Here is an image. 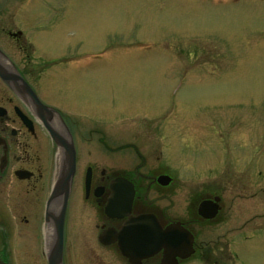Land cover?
<instances>
[{"label": "rangeland", "instance_id": "obj_1", "mask_svg": "<svg viewBox=\"0 0 264 264\" xmlns=\"http://www.w3.org/2000/svg\"><path fill=\"white\" fill-rule=\"evenodd\" d=\"M0 6L5 25L41 39L48 54H65L37 71L45 98L65 108L62 118L77 143L89 127L151 120L176 128L175 166L195 173L213 146L202 138L203 127L218 117L220 138L213 142L223 173L264 179V0H0ZM57 154L47 138L49 186ZM240 189L248 194L243 183ZM242 198L244 208L251 200ZM27 234L10 242L8 223L0 224V251L14 253L8 264H43L42 225ZM256 248L264 254L263 245Z\"/></svg>", "mask_w": 264, "mask_h": 264}, {"label": "flooded vegetation", "instance_id": "obj_2", "mask_svg": "<svg viewBox=\"0 0 264 264\" xmlns=\"http://www.w3.org/2000/svg\"><path fill=\"white\" fill-rule=\"evenodd\" d=\"M0 55L11 65L0 64V224L8 223L10 242L26 241L34 223L42 225V261L50 264L55 220L66 201L57 264H264V254L254 250L264 246V205L254 200L264 202V179L223 173L221 149L213 142L220 138L218 117L203 127L202 138L213 145L209 157L200 159L198 172L182 173L175 166L173 126L147 120L144 126L89 127L81 142L72 138L62 118L65 108L45 98L37 71L41 62L57 61L64 53L48 54L41 39L0 20ZM54 115L68 141L54 126ZM46 124L62 143L53 140ZM47 138L58 152L60 143L75 149L67 200L63 193L51 199L63 176L58 166L49 186L53 175L48 179L42 158ZM242 155L234 157L238 165ZM242 197L251 200L244 208ZM107 206L114 210L109 213ZM1 210H7L3 217ZM13 256L0 251V264Z\"/></svg>", "mask_w": 264, "mask_h": 264}, {"label": "water", "instance_id": "obj_3", "mask_svg": "<svg viewBox=\"0 0 264 264\" xmlns=\"http://www.w3.org/2000/svg\"><path fill=\"white\" fill-rule=\"evenodd\" d=\"M16 78L22 79L20 75H16ZM47 128L51 134V137L57 142L59 133H57L49 124H46ZM68 151V160L67 166L65 168V172L61 173L63 178L60 183L55 187L51 199L59 193H63L65 200H67L70 192V182L72 180L73 174L75 172V164H76V153L74 146L71 144L63 143ZM65 209H66V201L65 205L61 211V214L55 220L56 230H57V245L56 251L50 257V264H57L58 258L62 256V248H63V228H64V220H65ZM114 210L112 206H107V211L111 213ZM59 256V257H58Z\"/></svg>", "mask_w": 264, "mask_h": 264}, {"label": "bare ground", "instance_id": "obj_4", "mask_svg": "<svg viewBox=\"0 0 264 264\" xmlns=\"http://www.w3.org/2000/svg\"><path fill=\"white\" fill-rule=\"evenodd\" d=\"M0 64L3 67L10 68V63L5 60L3 56L0 55ZM53 124L56 127V129L60 132V135L68 141L69 136L67 134V131L65 127L62 125V123L59 121L58 117L56 115L53 116ZM58 140L62 143V139L59 137ZM60 143V149L58 152V164L60 166V173L65 172V168L67 166V160H68V151L66 150V147Z\"/></svg>", "mask_w": 264, "mask_h": 264}]
</instances>
